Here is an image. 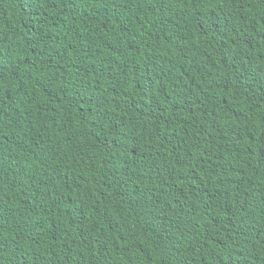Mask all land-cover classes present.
Listing matches in <instances>:
<instances>
[{
	"label": "trees",
	"instance_id": "1",
	"mask_svg": "<svg viewBox=\"0 0 264 264\" xmlns=\"http://www.w3.org/2000/svg\"><path fill=\"white\" fill-rule=\"evenodd\" d=\"M0 264H264V0H0Z\"/></svg>",
	"mask_w": 264,
	"mask_h": 264
}]
</instances>
